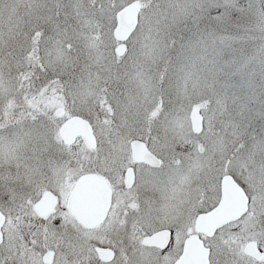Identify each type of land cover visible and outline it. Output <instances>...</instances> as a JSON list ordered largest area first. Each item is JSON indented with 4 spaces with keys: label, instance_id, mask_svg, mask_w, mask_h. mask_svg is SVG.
Here are the masks:
<instances>
[{
    "label": "snow or ice",
    "instance_id": "snow-or-ice-1",
    "mask_svg": "<svg viewBox=\"0 0 264 264\" xmlns=\"http://www.w3.org/2000/svg\"><path fill=\"white\" fill-rule=\"evenodd\" d=\"M0 264H264V0H0Z\"/></svg>",
    "mask_w": 264,
    "mask_h": 264
}]
</instances>
